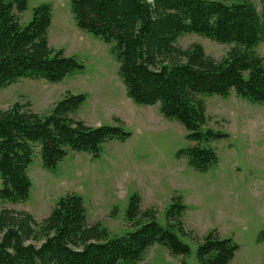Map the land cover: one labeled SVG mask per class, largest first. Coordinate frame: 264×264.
Segmentation results:
<instances>
[{
	"label": "trees",
	"instance_id": "obj_1",
	"mask_svg": "<svg viewBox=\"0 0 264 264\" xmlns=\"http://www.w3.org/2000/svg\"><path fill=\"white\" fill-rule=\"evenodd\" d=\"M261 5L259 12L251 0H71V11L80 29L114 43L127 95L141 105L160 102L163 116L183 125L196 145L177 157H187L191 167L207 172L219 157L212 147L201 145L228 134L207 127L210 118L202 97H227L235 90L252 104H264V57L255 51L264 41V0ZM27 7L28 0H0V89L22 78L57 83L83 68L75 56L49 44L52 5L37 6L33 20L22 27L20 14ZM186 33L233 46L217 59L201 44L179 46ZM86 99L67 92L48 116L35 113L28 101L0 109L2 200L29 198L28 170L38 145L43 166L55 170L69 149L96 158L105 142L130 136L120 120L116 126L92 127L75 119ZM141 202L138 194L131 197L126 221L133 231L115 237L100 222L88 223L84 199L74 192L59 198L42 221L27 211L3 209L0 264H136L156 244L185 257L191 249L180 235L198 241L200 264H232L239 245L217 229L202 238L188 229L182 196L172 197L165 225L159 223L157 209H142Z\"/></svg>",
	"mask_w": 264,
	"mask_h": 264
},
{
	"label": "rangeland",
	"instance_id": "obj_2",
	"mask_svg": "<svg viewBox=\"0 0 264 264\" xmlns=\"http://www.w3.org/2000/svg\"><path fill=\"white\" fill-rule=\"evenodd\" d=\"M251 1L261 12V0ZM43 3L53 8L50 46L63 50L66 56H75L83 68L57 83L22 78L3 87L0 109L28 101L35 113L48 116L67 92L85 94L87 99L73 114L75 119L92 127L116 126L120 120L130 136L125 141L105 142L96 158L69 149L55 170L43 166L38 145L28 170L32 181L29 198L19 203L0 198V211L23 210L42 221L59 198L74 192L84 199L88 223L100 222L115 237L133 231L126 218L134 194L141 197L142 209H157L162 225L166 224L172 197L179 195L187 205L185 225L199 238L217 229L221 237L233 238L239 245L232 264H264V240L260 239L264 230V104H252L235 90L227 97H202L210 118L207 127L228 137L201 145L212 147L219 161L207 172L197 171L187 157H177L179 151L196 145L187 138L183 125L165 118L160 102L141 105L127 95L119 61L112 51L114 43H105L80 29L71 0H28L26 11L20 14L21 26L29 25L34 9ZM177 43L183 48L201 44L217 59L226 56L233 46L196 33L182 35ZM255 51L264 57V41ZM180 237L190 246L189 255H171L156 244L136 264H200L198 241Z\"/></svg>",
	"mask_w": 264,
	"mask_h": 264
}]
</instances>
